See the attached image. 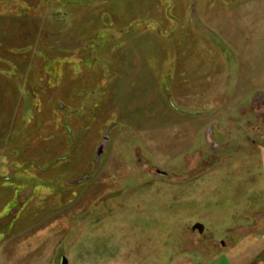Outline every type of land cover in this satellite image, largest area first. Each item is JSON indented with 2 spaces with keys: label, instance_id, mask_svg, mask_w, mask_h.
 Instances as JSON below:
<instances>
[{
  "label": "rangeland",
  "instance_id": "374dc122",
  "mask_svg": "<svg viewBox=\"0 0 264 264\" xmlns=\"http://www.w3.org/2000/svg\"><path fill=\"white\" fill-rule=\"evenodd\" d=\"M253 90L264 0H0V264L264 261Z\"/></svg>",
  "mask_w": 264,
  "mask_h": 264
},
{
  "label": "flooded vegetation",
  "instance_id": "af4514ba",
  "mask_svg": "<svg viewBox=\"0 0 264 264\" xmlns=\"http://www.w3.org/2000/svg\"><path fill=\"white\" fill-rule=\"evenodd\" d=\"M246 100L247 102L244 103L242 106L238 107V113L236 116L237 120L240 121L236 122V125H243L245 130H240L241 126H237L235 130V134L239 133L240 138L236 135L230 136L232 137L234 142L230 145V149L232 151H237L240 146L247 145L246 147L250 149V147L257 146L258 143H262V147H264V141L259 142L254 137L250 136L247 131L251 129V126L254 124L253 128V134L254 136L261 137V139L264 140V90H253L252 93H250ZM235 117V116H234ZM213 131L211 128V131H206V138L208 139V145L210 149H215V152H217L220 145L217 144L216 140L212 137ZM228 138V137H227ZM242 142V143H240ZM225 151V150H224ZM155 173L158 174L157 170H155ZM159 175V174H158ZM169 176V175H168ZM164 176V177H168ZM197 224V223H196ZM200 224V223H198ZM59 264V263H58Z\"/></svg>",
  "mask_w": 264,
  "mask_h": 264
},
{
  "label": "water",
  "instance_id": "95a60500",
  "mask_svg": "<svg viewBox=\"0 0 264 264\" xmlns=\"http://www.w3.org/2000/svg\"><path fill=\"white\" fill-rule=\"evenodd\" d=\"M106 140H107V133L104 135L102 141L100 142V144L98 145L97 147V150H96V162L99 160L102 152H103V149L105 147V143H106ZM157 172L159 175L161 176H168V174L165 172V171H161V170H158L157 169ZM192 229H197L199 232H202L203 230V226L201 224H195ZM59 264H68L67 262V259L65 256H61L60 258V261H59Z\"/></svg>",
  "mask_w": 264,
  "mask_h": 264
},
{
  "label": "trees",
  "instance_id": "16d2710c",
  "mask_svg": "<svg viewBox=\"0 0 264 264\" xmlns=\"http://www.w3.org/2000/svg\"><path fill=\"white\" fill-rule=\"evenodd\" d=\"M84 70H87V69H85L84 68ZM90 71H91V69H89ZM4 78V77H3ZM95 86H96V82H95ZM73 101V100H72ZM42 111V110H41ZM43 112V111H42ZM42 112H38L37 111V114H38V118L36 119V121H34V117L36 116V115H34V116H32L31 115V118H30V121L29 122H31V124L32 123H36L37 124V129L34 127L33 128V130H38V129H40V127L42 126L43 127V124H42V121H41V118H43L40 114H42ZM44 113V112H43ZM28 122V123H29ZM66 122V121H65ZM29 127H31V126H29ZM63 128H64V126H63ZM41 130V132H40V135L38 134V136H39V138L40 139H42V135H43V131H44V139H46L47 138V136L50 134V133H54V131H52L53 129H51V131L49 132V128H48V126L47 127H45V128H42V129H40ZM50 136V135H49ZM43 139V140H44ZM39 140V139H38ZM45 141H47V140H45ZM41 142V141H40ZM44 142V141H43ZM15 199V198H14ZM15 201V200H14ZM14 203H16V202H13L12 204L10 203V205H9V207H11L12 208V205L14 204ZM11 208H9V209H11ZM6 216V215H5Z\"/></svg>",
  "mask_w": 264,
  "mask_h": 264
},
{
  "label": "crops",
  "instance_id": "0c3cea01",
  "mask_svg": "<svg viewBox=\"0 0 264 264\" xmlns=\"http://www.w3.org/2000/svg\"><path fill=\"white\" fill-rule=\"evenodd\" d=\"M89 14V13H88ZM86 16H87V14H86ZM256 264H264V261H262V262H257Z\"/></svg>",
  "mask_w": 264,
  "mask_h": 264
}]
</instances>
